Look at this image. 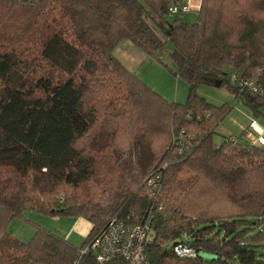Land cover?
Instances as JSON below:
<instances>
[{"label": "trees", "instance_id": "16d2710c", "mask_svg": "<svg viewBox=\"0 0 264 264\" xmlns=\"http://www.w3.org/2000/svg\"><path fill=\"white\" fill-rule=\"evenodd\" d=\"M178 1L0 0V264H97L81 251L112 218L148 221L150 264H264V145L243 127L215 146L231 106L197 92L218 83L264 118V0H200L196 22L167 23ZM123 40L157 59L169 40L186 101L125 66ZM27 210L90 228L80 246L38 225L24 241L8 225Z\"/></svg>", "mask_w": 264, "mask_h": 264}, {"label": "rangeland", "instance_id": "374dc122", "mask_svg": "<svg viewBox=\"0 0 264 264\" xmlns=\"http://www.w3.org/2000/svg\"><path fill=\"white\" fill-rule=\"evenodd\" d=\"M139 1L143 3V0ZM194 2L199 3L200 0H194ZM176 16L175 14L168 13L165 16V21L170 23ZM179 17L182 21L194 23L197 21L198 13L195 9H192L179 15ZM160 35L164 37L161 31ZM134 49L139 52L137 54H139L140 60L137 61L133 72L168 100L185 102L188 95V84L182 77L173 74L172 70H175V67L170 58L172 50L171 42L166 40V47L162 53L158 54V59L145 54L135 46ZM228 77L230 78V75ZM197 92L212 104H227L231 106L228 115L215 128L213 133L215 146H218L226 135H239L242 128H245L252 118H255L259 124L264 125V118L254 117L241 100L237 99L224 86L202 84L198 86ZM120 138L123 143L128 139L125 135L120 136ZM98 140L100 138H97L96 146H101L102 144ZM75 220L74 217H57L27 210L23 212V217L12 218L8 229L19 239L27 241L33 235L34 225H38L65 237L73 245L80 246L85 236L79 232L77 221L75 222ZM80 222L89 225L84 219H81Z\"/></svg>", "mask_w": 264, "mask_h": 264}, {"label": "built area", "instance_id": "2783aa9c", "mask_svg": "<svg viewBox=\"0 0 264 264\" xmlns=\"http://www.w3.org/2000/svg\"><path fill=\"white\" fill-rule=\"evenodd\" d=\"M199 8V3L194 0H182L172 3L170 13H185ZM246 85L251 90H257L250 82ZM245 137L257 145H264V125L252 118L246 126ZM178 140L176 150L181 152ZM147 185L157 187L155 179H148ZM149 224L147 220L134 223L121 218H112L108 221L107 228L95 237L81 252L90 251L94 254L97 264H150L145 252V244L149 241ZM173 251L182 257L194 256L191 247L184 244H175Z\"/></svg>", "mask_w": 264, "mask_h": 264}, {"label": "crops", "instance_id": "0c3cea01", "mask_svg": "<svg viewBox=\"0 0 264 264\" xmlns=\"http://www.w3.org/2000/svg\"><path fill=\"white\" fill-rule=\"evenodd\" d=\"M134 49V46L131 42L128 40L121 41L118 46L114 50V55L130 70L134 71L135 65L137 64V61L140 60V57H138L139 54ZM75 222L77 223V227L79 228V232L83 233L84 236L87 234L90 228V224H85L84 222H80L81 218H75Z\"/></svg>", "mask_w": 264, "mask_h": 264}, {"label": "water", "instance_id": "95a60500", "mask_svg": "<svg viewBox=\"0 0 264 264\" xmlns=\"http://www.w3.org/2000/svg\"><path fill=\"white\" fill-rule=\"evenodd\" d=\"M216 85L218 86V83ZM197 256L207 260H213L217 258V255L205 251L198 252Z\"/></svg>", "mask_w": 264, "mask_h": 264}]
</instances>
